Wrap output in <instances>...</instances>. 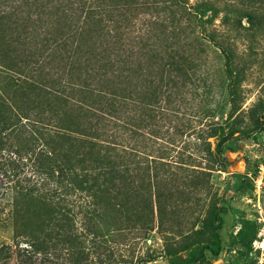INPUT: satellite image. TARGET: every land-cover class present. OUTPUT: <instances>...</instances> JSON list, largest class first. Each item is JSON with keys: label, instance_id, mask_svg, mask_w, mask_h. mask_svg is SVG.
Returning a JSON list of instances; mask_svg holds the SVG:
<instances>
[{"label": "trees", "instance_id": "1", "mask_svg": "<svg viewBox=\"0 0 264 264\" xmlns=\"http://www.w3.org/2000/svg\"><path fill=\"white\" fill-rule=\"evenodd\" d=\"M188 1L0 0V175L10 204L5 218L0 204L3 231L41 250L62 241L72 253L78 216L98 240H149L132 264L218 258L227 199L212 172L264 124L262 100L241 108L250 63L223 27L258 31L264 12L255 0L236 8ZM207 45L222 60L216 86L200 56ZM205 97L222 99L205 111ZM215 114L223 123L208 119ZM27 158L32 186L16 163ZM249 187L245 173L235 191L248 195ZM238 222L240 264H264L252 247L258 224ZM75 251L72 262L84 264Z\"/></svg>", "mask_w": 264, "mask_h": 264}, {"label": "rangeland", "instance_id": "2", "mask_svg": "<svg viewBox=\"0 0 264 264\" xmlns=\"http://www.w3.org/2000/svg\"><path fill=\"white\" fill-rule=\"evenodd\" d=\"M228 1L231 8L248 3V0H243V2L241 0ZM193 2L194 0H189L188 4ZM255 2L264 12V0H255ZM229 19L233 22L236 15L231 13ZM218 22L217 19L215 23L218 24ZM241 25L246 27V21L242 20ZM260 26L258 31L240 29L238 33L231 32L232 26L230 28L223 27L224 31L229 33L235 51L247 56V64L250 63L241 82V87L244 90L242 109H246L258 99L264 102V20ZM218 53L211 45L200 50L201 59L207 62L208 70L212 74L216 73L210 80L214 86L223 83L220 75L222 60ZM221 99L222 97H205L201 100V104L205 111L214 110ZM208 119L223 123V117L220 114L210 116ZM212 140L211 138L210 141ZM237 145L236 151H226L225 164L218 171H213L211 176V182L219 196L227 199L226 212L221 215L224 224L220 231L224 249L213 261V264L241 263L235 250V234L239 229L238 221L242 217L254 220L258 224V240L252 243V247L253 251L259 250L260 252L259 263L264 258V124L263 129L244 136ZM16 163L20 173L19 179H26V185L32 186L35 182L33 161L28 158L17 159ZM245 173L251 178L252 187L248 188V195L240 196L235 190ZM7 182L8 179L0 175V204L3 205L2 208H5V211L1 213V218H5L10 209L8 198L2 197L7 190ZM46 193L48 194V192ZM69 207L73 212H76L75 208ZM74 222L77 236H75V249L72 253L66 243L55 239L48 242L47 249L41 250L28 237L24 235L14 237L10 228L3 231L0 224V264H75L72 262L75 250H80L79 252L83 254L84 264H132L137 256L145 253L150 244L149 240L144 242L137 239L128 240L126 244H119L116 239H107L104 242L81 230L84 226L80 217L76 216ZM251 254L254 255V252ZM147 264L168 263L163 257H158Z\"/></svg>", "mask_w": 264, "mask_h": 264}]
</instances>
